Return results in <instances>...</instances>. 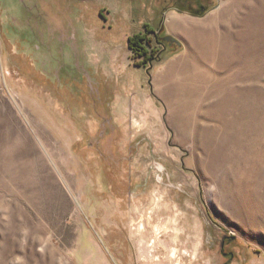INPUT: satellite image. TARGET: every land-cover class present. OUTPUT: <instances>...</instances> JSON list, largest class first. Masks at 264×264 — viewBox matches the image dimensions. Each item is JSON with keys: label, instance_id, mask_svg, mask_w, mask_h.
I'll use <instances>...</instances> for the list:
<instances>
[{"label": "rangeland", "instance_id": "1", "mask_svg": "<svg viewBox=\"0 0 264 264\" xmlns=\"http://www.w3.org/2000/svg\"><path fill=\"white\" fill-rule=\"evenodd\" d=\"M180 1L0 0V264H264V0Z\"/></svg>", "mask_w": 264, "mask_h": 264}, {"label": "trees", "instance_id": "2", "mask_svg": "<svg viewBox=\"0 0 264 264\" xmlns=\"http://www.w3.org/2000/svg\"><path fill=\"white\" fill-rule=\"evenodd\" d=\"M178 4L181 5V7H189L190 10L195 11L193 9L194 4L190 3L188 0H181ZM195 12H197V11H195ZM146 40L148 42H150L149 39H147L144 34H142V33L135 34L129 38V45L135 54L145 55V57H146L145 62L147 63L148 60H150V54L151 53L143 45V42Z\"/></svg>", "mask_w": 264, "mask_h": 264}, {"label": "flooded vegetation", "instance_id": "3", "mask_svg": "<svg viewBox=\"0 0 264 264\" xmlns=\"http://www.w3.org/2000/svg\"><path fill=\"white\" fill-rule=\"evenodd\" d=\"M205 4H201V8H204ZM166 34L164 32H160L158 30H155L154 31V36H155V39H156V42L159 46H163L164 48H167L168 45L170 44L167 40H164L163 37L165 36Z\"/></svg>", "mask_w": 264, "mask_h": 264}, {"label": "water", "instance_id": "4", "mask_svg": "<svg viewBox=\"0 0 264 264\" xmlns=\"http://www.w3.org/2000/svg\"><path fill=\"white\" fill-rule=\"evenodd\" d=\"M163 32V30H161ZM164 40H167L171 45H173L175 42H177V39L173 37L172 35H165L163 37Z\"/></svg>", "mask_w": 264, "mask_h": 264}, {"label": "bare ground", "instance_id": "5", "mask_svg": "<svg viewBox=\"0 0 264 264\" xmlns=\"http://www.w3.org/2000/svg\"><path fill=\"white\" fill-rule=\"evenodd\" d=\"M174 22L175 23H180V24L182 23L181 21L179 22V20H175ZM179 89L183 90V87L180 85ZM175 109H176V111H175L176 113L175 114L177 115V118L179 119L182 116V112L178 111L180 109V107L179 108H175Z\"/></svg>", "mask_w": 264, "mask_h": 264}, {"label": "crops", "instance_id": "6", "mask_svg": "<svg viewBox=\"0 0 264 264\" xmlns=\"http://www.w3.org/2000/svg\"><path fill=\"white\" fill-rule=\"evenodd\" d=\"M121 112V111H120ZM116 114H118V116H120L121 114H122V112L121 113H116ZM121 120H122V118H120ZM123 121V123H126V122H124V120H122ZM116 124H119L118 123V120H117V123Z\"/></svg>", "mask_w": 264, "mask_h": 264}]
</instances>
